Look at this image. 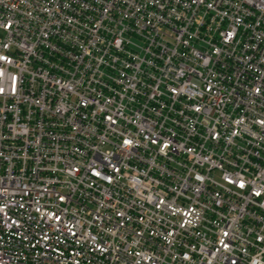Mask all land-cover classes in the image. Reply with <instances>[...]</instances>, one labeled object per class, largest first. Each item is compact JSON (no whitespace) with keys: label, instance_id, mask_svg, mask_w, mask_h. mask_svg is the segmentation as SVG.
<instances>
[{"label":"built area","instance_id":"2783aa9c","mask_svg":"<svg viewBox=\"0 0 264 264\" xmlns=\"http://www.w3.org/2000/svg\"><path fill=\"white\" fill-rule=\"evenodd\" d=\"M0 264H264V0H0Z\"/></svg>","mask_w":264,"mask_h":264},{"label":"rangeland","instance_id":"374dc122","mask_svg":"<svg viewBox=\"0 0 264 264\" xmlns=\"http://www.w3.org/2000/svg\"><path fill=\"white\" fill-rule=\"evenodd\" d=\"M0 37H2V32L0 31Z\"/></svg>","mask_w":264,"mask_h":264}]
</instances>
